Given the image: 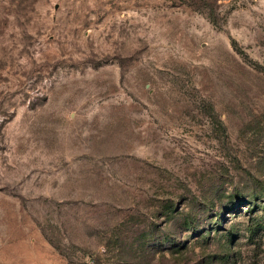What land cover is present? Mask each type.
I'll list each match as a JSON object with an SVG mask.
<instances>
[{
	"label": "rangeland",
	"instance_id": "obj_1",
	"mask_svg": "<svg viewBox=\"0 0 264 264\" xmlns=\"http://www.w3.org/2000/svg\"><path fill=\"white\" fill-rule=\"evenodd\" d=\"M0 264H264V0H0Z\"/></svg>",
	"mask_w": 264,
	"mask_h": 264
}]
</instances>
